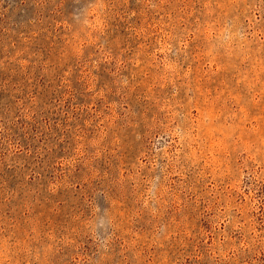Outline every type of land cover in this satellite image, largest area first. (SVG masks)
<instances>
[{
  "label": "rangeland",
  "instance_id": "obj_1",
  "mask_svg": "<svg viewBox=\"0 0 264 264\" xmlns=\"http://www.w3.org/2000/svg\"><path fill=\"white\" fill-rule=\"evenodd\" d=\"M0 264H264V0H0Z\"/></svg>",
  "mask_w": 264,
  "mask_h": 264
}]
</instances>
